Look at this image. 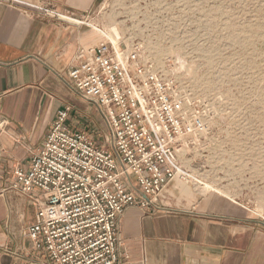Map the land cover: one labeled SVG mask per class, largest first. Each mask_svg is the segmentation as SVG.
Returning <instances> with one entry per match:
<instances>
[{"label": "built area", "instance_id": "2783aa9c", "mask_svg": "<svg viewBox=\"0 0 264 264\" xmlns=\"http://www.w3.org/2000/svg\"><path fill=\"white\" fill-rule=\"evenodd\" d=\"M68 76L103 114L104 140L71 127L72 108L65 106L30 167L14 170L9 190L36 208L27 236L47 264H120L121 217L130 208L151 212L173 180L188 176L177 145L205 122L175 82L144 58L142 44L119 39L80 48ZM6 126L0 119V134Z\"/></svg>", "mask_w": 264, "mask_h": 264}, {"label": "rangeland", "instance_id": "374dc122", "mask_svg": "<svg viewBox=\"0 0 264 264\" xmlns=\"http://www.w3.org/2000/svg\"><path fill=\"white\" fill-rule=\"evenodd\" d=\"M5 1L54 10L46 0ZM74 23L93 30L95 44H142L144 58L195 103L205 128L177 145L188 176L166 188L172 198L217 194L264 226V0H98ZM74 96L70 126L103 141V114Z\"/></svg>", "mask_w": 264, "mask_h": 264}, {"label": "crops", "instance_id": "0c3cea01", "mask_svg": "<svg viewBox=\"0 0 264 264\" xmlns=\"http://www.w3.org/2000/svg\"><path fill=\"white\" fill-rule=\"evenodd\" d=\"M97 1L46 0L54 10L40 12L0 0V119L7 121L0 134V264L49 262L27 236L36 208L9 187L15 169L30 167L58 110L71 107L74 121L68 71L78 49L99 45L74 16L85 17ZM162 194L151 212L130 208L121 217L120 264H264V226L251 210L212 193L183 202L170 190Z\"/></svg>", "mask_w": 264, "mask_h": 264}, {"label": "bare ground", "instance_id": "6f19581e", "mask_svg": "<svg viewBox=\"0 0 264 264\" xmlns=\"http://www.w3.org/2000/svg\"><path fill=\"white\" fill-rule=\"evenodd\" d=\"M110 37V36H109ZM113 40V39H112ZM112 42L117 43V41L113 40ZM155 67V66H154ZM157 70V69H156ZM158 71V70H157Z\"/></svg>", "mask_w": 264, "mask_h": 264}]
</instances>
